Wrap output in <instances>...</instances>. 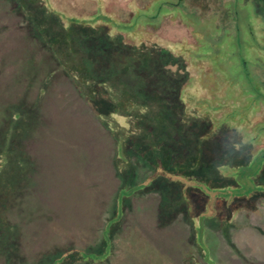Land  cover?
Returning a JSON list of instances; mask_svg holds the SVG:
<instances>
[{
	"label": "rangeland",
	"instance_id": "374dc122",
	"mask_svg": "<svg viewBox=\"0 0 264 264\" xmlns=\"http://www.w3.org/2000/svg\"><path fill=\"white\" fill-rule=\"evenodd\" d=\"M77 2V10L82 8L84 17L107 5L105 11L123 23L131 20L143 25L152 20L140 29L145 41L139 42L141 45L138 41L126 42L129 35L131 41L139 38L134 32L113 33L119 36L115 42L104 32L109 23H100L102 37L94 47L97 62L93 67L99 78L109 76L105 77V88L124 83L141 91V96L147 91L151 95H169L198 85L222 87L230 83V91L219 100L222 109L243 121L253 116L264 118L262 103L256 114L249 113L252 102L264 97L263 92L259 97L262 89L253 80L261 85L264 74V51L257 45L264 47V0H223L218 4L228 5L225 10L237 17L236 24L226 20L219 23L217 0H102V7L92 0ZM136 12H142V17L134 18ZM19 13L17 0H0V95L27 93L22 102L35 104L41 90L40 78L51 70V61L43 52L47 49L43 38ZM223 29L226 32L222 35L220 63L215 61V68L210 66L208 73L196 69L197 59L209 63L207 58L215 48L212 39ZM169 43L177 45L181 53L167 48ZM32 46L30 53H23ZM17 50L22 51L23 59L7 68L6 62ZM118 66L125 67L123 73ZM249 73L254 82L247 81ZM236 86L240 93H236ZM61 90L65 100L47 92L43 112L33 119V124L30 118L22 124L19 148L25 151L30 172L27 185L21 183L25 197L12 195L22 212L10 216L13 226H3L0 221V264H53L74 249L101 253L105 228L118 216L121 218L114 223L117 228L107 259L66 264H264V205L258 203L252 208L246 204L239 210L228 204L229 200L217 199L219 190L206 191L207 196L201 198L184 188L172 190L170 185L133 196L132 189L123 192L118 140L77 90L62 86ZM118 92L123 97L125 91ZM1 115L0 129H5L10 114L6 110ZM257 121L253 123L256 129L261 123ZM211 126L209 121L202 122L196 130L200 133ZM245 131L223 130L216 138L219 148L229 149V143L235 144L234 139ZM251 151V162L245 164L238 177L244 189L228 187L227 194L257 190L254 178L264 151L257 146ZM142 154L130 151L134 187L146 183L158 171ZM194 184L199 186L197 181ZM125 192L131 197L124 198ZM194 219L201 222L196 229ZM17 224L18 230L13 233ZM194 230L197 233L192 239Z\"/></svg>",
	"mask_w": 264,
	"mask_h": 264
},
{
	"label": "trees",
	"instance_id": "16d2710c",
	"mask_svg": "<svg viewBox=\"0 0 264 264\" xmlns=\"http://www.w3.org/2000/svg\"><path fill=\"white\" fill-rule=\"evenodd\" d=\"M17 1L21 8L19 14L25 15L43 38L47 47L43 52L48 55L52 68L46 74H42L40 78L41 90L35 97L37 100L35 104L34 102H22L27 93L19 96L12 93L0 95V119L2 111L8 110L10 114V121L7 122L6 128L0 129V221H2L3 226H13L11 219H9L10 216L19 210L22 212L19 201H16L15 198L12 199V195L16 193L15 197H19V195L21 198L25 197L22 184L27 185L26 181L30 172V167H27L28 159L25 151L19 148V143H22L19 140L22 136V124L26 123L29 118L33 124V119L43 112L45 109L43 100L47 92L57 95L61 101L65 100L64 91L59 92L61 86L65 90L74 88L82 97L87 99L93 113L102 120L104 127L110 130L116 141L118 140L119 171L124 179L123 192L132 189L131 196H133L170 185L172 190L184 188L187 192L190 190V193L200 194L201 198L204 195L207 196L206 191L219 190L216 192L218 193L217 199L229 200L228 204L232 203L233 206H238L239 210L246 204L252 208L258 203L264 205V118H257L261 123L256 129L253 123L258 121L254 116L250 120L243 121L232 115L231 111L222 109L223 104L221 105L219 102L220 97L228 94L227 91H230V85L233 86V84H224L222 87L208 84L206 86L198 85L193 89L172 91L169 95L163 92L151 95L147 91L143 96H141V91L135 90L123 82V84L118 83L116 86L105 88L104 85L107 82L105 77L109 78V76L106 75L103 79L99 78V73L94 72L93 67L97 62L94 47L97 46L102 37L99 30L103 26L100 23H109L107 24L108 27L104 26L107 29L104 32L106 36H113L115 42L116 40L119 41V36L113 35V33H127L129 35L134 32V34H139V38L131 41L129 35L126 42L138 41L141 43L143 38H141L140 29L149 24L152 21L151 18L148 19L149 22H145L143 25L140 22L136 25L131 20L123 23L113 18L110 13L105 11L107 5H104L101 10L98 9L96 13L90 14V17H84V10L81 7L80 10H77L79 8L77 0H68V3L65 2L66 0ZM92 1L98 2L99 6L103 5L102 0ZM207 2L209 4V1ZM221 2L223 0H217L215 11ZM174 5L177 6L178 4ZM197 7L194 5V8ZM221 7L225 8L221 9ZM226 8L228 5L224 4L216 11L219 23H224L226 20L227 23L234 22L236 24L237 17L233 18L229 10H225ZM71 12L73 16L70 15ZM141 13L136 12L134 18L142 17ZM223 30L222 34L219 33L217 37L212 39V45L215 48L207 58L209 63L197 59L194 64L196 69L200 68L208 73L211 72L210 66L214 67L215 61L220 63L221 51L224 50L222 35H225L224 32H226L225 29ZM230 33L233 34L232 31ZM143 42L145 43L144 40ZM257 45L264 51V47L260 43ZM31 48L33 46L23 53H30ZM167 48L176 53H181L177 45L171 46L169 43ZM13 54L6 62L7 68L19 59H23L21 50H17ZM118 67L123 73L125 67ZM251 77L253 75L249 73L247 81H255L256 85H254L262 89L259 97H263L264 74L261 85H258L256 79L250 80ZM236 87L234 88L239 89V86ZM122 90L125 91L123 97L122 93L118 95V91ZM238 92H241L240 89L236 93ZM1 99H4L5 102L3 103ZM256 100L255 103L252 102L249 108L251 116L256 114L261 103L264 104V97ZM207 121L212 124L211 128L199 133L196 130L197 126ZM233 129L240 131L246 129V131L243 136L241 134L238 135L240 138L234 139L235 144L229 143V149H220V143L216 141L217 136L223 130L230 131ZM255 146L262 149L263 152L261 154L262 165L258 175L254 178L257 190L254 193L241 192L242 195H240V192L232 190L239 189L241 191L244 189L238 177L245 164L251 162L248 159H252L251 150ZM131 150L143 153L144 159L149 162L150 166L158 168L155 175L150 176L146 183L137 187L132 185L135 169L131 162ZM258 180L260 181L258 182ZM194 181H197L199 188L193 186L195 185ZM228 187H231L232 190L230 189V191H232L233 196L226 193ZM122 195L124 198L127 196L126 192L125 195ZM129 196L128 194L127 197ZM120 218L118 216L107 224L103 234L104 246L101 253L69 250L56 259L53 264H66L73 260L100 263L107 259L112 251V235L117 228L114 223H119ZM196 219H194L195 229L199 223L201 224ZM18 227L19 224H17L16 229L13 228V233L17 232ZM196 233L194 230L191 235L192 239L195 238Z\"/></svg>",
	"mask_w": 264,
	"mask_h": 264
}]
</instances>
